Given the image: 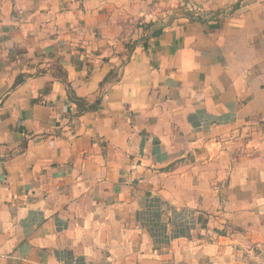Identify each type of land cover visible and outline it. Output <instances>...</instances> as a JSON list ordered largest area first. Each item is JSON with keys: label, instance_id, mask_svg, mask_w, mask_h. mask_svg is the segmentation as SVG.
Wrapping results in <instances>:
<instances>
[{"label": "crops", "instance_id": "0c3cea01", "mask_svg": "<svg viewBox=\"0 0 264 264\" xmlns=\"http://www.w3.org/2000/svg\"><path fill=\"white\" fill-rule=\"evenodd\" d=\"M137 1L0 0V264H264V0Z\"/></svg>", "mask_w": 264, "mask_h": 264}, {"label": "trees", "instance_id": "16d2710c", "mask_svg": "<svg viewBox=\"0 0 264 264\" xmlns=\"http://www.w3.org/2000/svg\"><path fill=\"white\" fill-rule=\"evenodd\" d=\"M201 19V18H199ZM153 25L151 23L148 24H143V29L144 32H147ZM151 30V29H150ZM163 31V27H155L152 32H150L147 36H143V41L145 45L147 44L148 40L150 38L159 36ZM40 74H50L53 76L55 79H59L63 81L64 83L68 84V74L67 70L63 67V65L59 61H55L51 63L47 68H44L42 70H39L36 75ZM26 77L28 76H22L19 79L16 80L15 85H18L19 83L23 82ZM109 78L105 80V83L109 82ZM51 90V85L48 84L47 87L45 88L44 93H49ZM69 99L74 102L77 105V113L75 114L76 116L83 115L88 112H94L98 110L101 102H102V97H98L94 101H88L84 98H79L73 92L69 89ZM26 147V142H23L21 152L25 150Z\"/></svg>", "mask_w": 264, "mask_h": 264}, {"label": "rangeland", "instance_id": "374dc122", "mask_svg": "<svg viewBox=\"0 0 264 264\" xmlns=\"http://www.w3.org/2000/svg\"><path fill=\"white\" fill-rule=\"evenodd\" d=\"M187 7H189L187 4L182 5V0H140L137 1V19L139 18L138 13L140 11H147L152 13L150 18H155L157 23L162 24L169 22L172 18L176 19L183 15L186 16L199 9L196 4L192 3L189 7L190 11L186 10Z\"/></svg>", "mask_w": 264, "mask_h": 264}]
</instances>
